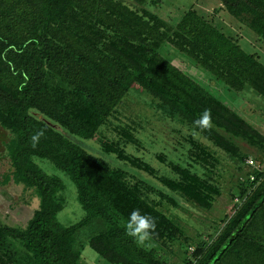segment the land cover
Returning <instances> with one entry per match:
<instances>
[{"label":"trees","instance_id":"obj_1","mask_svg":"<svg viewBox=\"0 0 264 264\" xmlns=\"http://www.w3.org/2000/svg\"><path fill=\"white\" fill-rule=\"evenodd\" d=\"M201 1L0 0V187L20 185L21 208L37 201L25 222L0 216V264H90L87 247L109 264H264V129L212 90L264 102V62L215 19L222 10L264 42V0L211 12ZM187 61L205 82L176 64ZM134 88L186 127L183 161L160 151L153 165L99 134ZM204 109L210 131L193 125ZM74 196L83 215L66 224ZM135 208L157 220L151 247L125 234Z\"/></svg>","mask_w":264,"mask_h":264},{"label":"rangeland","instance_id":"obj_2","mask_svg":"<svg viewBox=\"0 0 264 264\" xmlns=\"http://www.w3.org/2000/svg\"><path fill=\"white\" fill-rule=\"evenodd\" d=\"M192 0H176L177 3L185 6ZM186 3V4H185ZM201 6L207 11L211 12L215 6L219 7L220 4L217 0H202ZM221 7V6H220ZM173 13L175 15V5L171 4L170 8L161 9L162 14L165 12ZM215 19H219L227 28L238 38L241 46L249 51L255 52L260 56L264 62V42L259 40L254 34L249 31L244 25L226 15L222 10L215 14ZM188 64L176 62L183 69H188L190 74H197V79H203V76L193 67L190 61ZM201 81V80H200ZM214 92L219 94V97L228 101L235 110L240 112L243 116L247 117L252 122L259 125L264 129V102L256 95L249 93L237 94L234 91L227 90L225 86L215 80L213 86ZM227 102V103H228ZM254 105L261 111V119L256 115L250 106ZM100 135L109 139H118L124 144L126 150L137 156H141L145 160L155 165V153L164 151L171 158L183 161L187 158L185 148L188 147L186 138L188 130L179 121L163 116L158 112L150 102V96L141 92L140 89L134 88L128 93L118 104L115 111L109 117L108 123L100 128ZM125 133H130L133 137L139 140L140 144H135L132 141H127ZM99 136L88 139L80 140L84 145H92L98 147ZM242 147L247 151L250 150L246 144L242 143ZM0 163V171H7L9 168L7 158ZM157 165V164H156ZM228 167V165H226ZM227 174V172H226ZM228 175V174H227ZM224 176H226L224 174ZM3 190V191H2ZM21 186H15L11 183L0 187V216L7 221H14L18 223L25 222L32 214V211L37 206L36 198L33 197L28 206L21 208L23 203L14 201L18 200L21 195ZM71 197V196H70ZM69 197V198H70ZM71 210H66L63 216V222L70 224L76 222L82 217L83 211L81 210L78 202L74 198L68 199ZM216 203L217 209H224L228 205L227 197L223 194L218 198ZM218 212H216V215ZM81 214V215H80ZM194 223V219L191 218ZM190 221V223H192ZM90 257V264H109L104 259L99 257L93 250L87 247L85 252Z\"/></svg>","mask_w":264,"mask_h":264},{"label":"clouds","instance_id":"obj_3","mask_svg":"<svg viewBox=\"0 0 264 264\" xmlns=\"http://www.w3.org/2000/svg\"><path fill=\"white\" fill-rule=\"evenodd\" d=\"M193 125L195 128L202 131H210L212 129L211 110L204 109L193 121ZM44 137L45 129H39L33 132L29 137L30 146L36 148ZM123 227L125 234L132 238L137 245L141 247H151V242L157 227V220L151 215L142 213L139 208H135L129 213Z\"/></svg>","mask_w":264,"mask_h":264},{"label":"built area","instance_id":"obj_4","mask_svg":"<svg viewBox=\"0 0 264 264\" xmlns=\"http://www.w3.org/2000/svg\"><path fill=\"white\" fill-rule=\"evenodd\" d=\"M246 164H247L248 167H253V168L258 167L256 161L253 158H247L246 159ZM253 179H254V175L251 174L250 175V180H253Z\"/></svg>","mask_w":264,"mask_h":264},{"label":"flooded vegetation","instance_id":"obj_5","mask_svg":"<svg viewBox=\"0 0 264 264\" xmlns=\"http://www.w3.org/2000/svg\"><path fill=\"white\" fill-rule=\"evenodd\" d=\"M5 136H6V131L3 130L1 127H0V151L2 152L3 150V145H4V142H5Z\"/></svg>","mask_w":264,"mask_h":264}]
</instances>
